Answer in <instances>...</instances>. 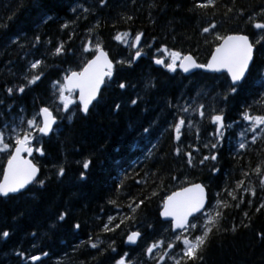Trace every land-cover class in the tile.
I'll list each match as a JSON object with an SVG mask.
<instances>
[{"label":"trees","instance_id":"trees-1","mask_svg":"<svg viewBox=\"0 0 264 264\" xmlns=\"http://www.w3.org/2000/svg\"><path fill=\"white\" fill-rule=\"evenodd\" d=\"M199 2L202 0H106L105 6L99 0H0V130L6 123L17 122L22 109L29 115L54 105L52 83L80 69L94 54L97 42L115 61L112 77L88 114L76 103L67 112L54 109L59 118L56 131L36 142L44 154L34 151L32 155L45 184L34 182L20 193L0 196V233H10L9 237L0 235V264H116L122 256L127 264H156L167 242L178 244L174 236L182 232H175L171 222L162 219L164 199L196 182L206 186L209 204L221 199L240 205L223 210L220 230L210 236L198 264H264V190L260 175L253 171L264 162V134L242 150L235 141L243 124L242 112L264 114V48L257 45L250 72L234 94L228 91L231 80L226 73L197 70L185 75L154 62L167 48L192 53L205 63L220 43L217 34H246L255 40L260 31L248 18L264 21L260 14L264 0H216V6L208 8L197 7ZM65 22H69L66 29L61 27ZM211 24L215 28L204 33ZM120 33H129L124 38L127 43L115 39ZM137 33H143L137 46L142 56L129 65L127 61L137 50L129 45ZM36 36L40 37L38 43ZM16 37L19 39L13 43ZM60 44L64 50L57 55ZM35 60L42 65L30 69ZM40 73L36 84H27L25 76L31 79ZM120 83L126 87L121 89ZM20 85H26L23 93L16 91ZM9 87L14 90L11 94ZM134 99L136 104L131 103ZM116 104L121 107L116 109ZM201 104L204 117L191 110L184 114L193 126L186 124L181 141H176L170 125L178 118L177 106L196 108ZM221 110L225 124L231 127L224 131L217 149L205 148L206 143H216L212 135L216 126L210 117ZM15 114L16 119L12 118ZM177 147L182 149L179 156ZM189 151L194 158L191 166L184 155ZM212 154L217 160L199 163ZM85 160H91L87 170ZM4 166L1 161L0 180ZM60 167L65 169L63 176L58 175ZM242 172L249 175L244 177ZM241 179L245 186L250 182L255 187L256 195L237 189L242 202L233 201L225 189L235 188ZM140 201L143 203L133 212L129 204L135 207ZM62 213H66L64 220L59 219ZM109 216L116 217L110 227L121 219L124 223L104 232ZM77 223L79 229L74 227ZM135 230L141 236L130 246L127 237ZM159 240L165 245L150 258L146 249ZM91 243L98 247L92 248ZM181 247L178 244L168 251L176 256ZM32 256L40 259L33 261ZM161 264L173 262L165 257Z\"/></svg>","mask_w":264,"mask_h":264},{"label":"snow or ice","instance_id":"snow-or-ice-1","mask_svg":"<svg viewBox=\"0 0 264 264\" xmlns=\"http://www.w3.org/2000/svg\"><path fill=\"white\" fill-rule=\"evenodd\" d=\"M99 4L106 6V0H99ZM199 8L215 7L216 0H202L197 5ZM73 12L76 11L75 8L72 9ZM85 12L90 11L89 9H84ZM229 12L232 11L231 8L228 9ZM261 15H264V8L261 9ZM131 20V17H127ZM249 22L252 27L260 31V34L255 40L250 39L248 35L244 34H231L228 36H219L217 34L216 39L222 41L219 43L209 61L206 64L197 63L196 59L191 55H183L178 51H169L167 48L162 49L163 52L167 53L169 57V62H165L163 57L155 58L154 62L157 65H163L171 72H175L177 67L181 68L184 72H189L191 69L201 68L209 69L213 71H219L220 69H226L231 78V84L229 85L228 91L230 93H236L240 84L246 79L250 72V66L254 63V51L257 45L264 48V21L254 20L253 16H249ZM71 23H74L71 22ZM97 27L99 26V21H97ZM62 28H68L69 22H65L61 25ZM215 25L211 24L209 27L203 29L204 33L214 29ZM91 31V30H90ZM129 33H120L115 37L116 40L123 43H127L124 37L128 36ZM143 33H137L135 35L134 41L129 45V47H136L135 55L127 61L129 65L135 60L142 56V51L137 47L140 44ZM19 37H16L12 42L15 43ZM40 37H35V42H39ZM91 47V41L85 45L84 50L87 52ZM64 50L63 44H60L55 49V54H60ZM158 51H161L158 49ZM179 61V63H177ZM41 60H35L30 63V69H38L42 65ZM117 63L123 64L125 61H118ZM114 64L113 61L108 58V53L105 52L99 42L95 44V54L94 58L87 61L84 67L80 71H70L68 75L63 78V83L56 81L54 82V87H57L59 93V101L62 104L63 110L67 112L70 105L75 103L71 98V92L74 89L79 90V106L80 111L84 114H88L90 111V105L93 101L97 100L98 95L101 91V85L105 82V77L111 78L113 75ZM43 73L32 75L31 79L25 76V80L28 85L36 84L37 81L41 79ZM26 85H20L16 91L23 93L25 91ZM119 87L121 89L126 87V84L120 83ZM13 88H7L9 94L13 93ZM69 93L65 95V93ZM264 95V93H262ZM227 99V95L224 97ZM132 104H136L137 100H132ZM120 104H116L115 108L119 109ZM178 107V118L170 125V128L174 131V139L176 141H181L182 129L187 126L191 128L193 126L192 119L186 121L185 115L191 110L193 113H198L201 118L204 117L205 113L203 111L204 105H198L193 108L192 105L177 106ZM37 117L42 119L38 122ZM241 118L243 121L248 122V130L253 132L252 142L255 143L257 140V129H259L261 134H264V114L252 115L250 111L245 110L241 113ZM69 120L72 119L71 116L68 117ZM225 117L223 111L221 110L218 114L211 115L210 122L215 125V132L212 134L216 139V143H206L205 148L217 149L224 139V131L231 127L225 124ZM27 127H22L23 124ZM57 123V117L53 114V111L49 107H41L36 116H33L26 121L24 118L20 119V124L11 128L12 139L6 141L5 131L0 130V152H8L10 149H14L10 152L7 167L4 170L3 179L0 180V196L8 197L11 193H19L22 189H25L27 185L36 182L41 186L45 184V180L39 179L40 168L32 162L31 159H25L22 153L32 154L33 148L30 146L32 141L36 139L34 136L35 132H38L44 136L48 135L53 131V125ZM7 127V125H5ZM19 129V130H18ZM145 132L148 129H144ZM197 135H199V129L197 128ZM241 138L238 143V149H245L247 144L244 142V131L242 130L238 133ZM264 138V135H262ZM199 151V149H196ZM36 152L43 155V148H36ZM182 149L177 147L175 149V154L177 156L181 155ZM187 157V164L193 165V153L191 151L184 153ZM217 160V155L212 154L210 156H204L203 159L199 161L203 164L207 160ZM91 160H85L83 162V168L89 169ZM214 171H219V169H214ZM258 175H260V185L262 190H264V162L258 164L255 169H253ZM65 169L63 167L59 168L58 175L63 176ZM242 176L247 177L248 172H242ZM81 178H84V173H81ZM123 183V182H122ZM122 186V185H121ZM240 189L244 192H248L251 195H256L255 187L250 185L245 186V180L241 179L236 182L235 188L225 189L227 195L231 197V200L236 201L238 199L242 202V197H238L236 190ZM155 195V193H153ZM219 196V194H217ZM109 203L115 204V201H109ZM143 201L135 204H129V207L135 212L136 208L142 204ZM251 203V201H249ZM206 205H208L206 209ZM239 203L231 205L228 202L217 199L215 204H209L205 187L201 184H192L190 187L182 188L179 191L173 192L171 195L165 197L164 207L161 213L164 217H172L171 227L173 230H182L181 234L174 236V241L182 245L180 253L173 256L170 251L174 250L178 246L177 243L167 242L165 246V251L163 254L156 257V264H161L165 261V257L170 259L173 264H198L199 261L203 260V252L207 246V242L214 231L220 230V221L224 216V209L229 207H239ZM261 208H264V203L261 204ZM260 209H257L259 211ZM200 213L201 216H196ZM247 215V213H245ZM66 213H62L59 216L60 220H64ZM191 217V220H190ZM116 217L109 216L108 223L104 224L102 231L110 232L114 231L116 228L120 227V224L124 223L121 219L119 224H115L114 227H110L112 222ZM196 221V222H193ZM75 228L79 229L80 224L74 225ZM235 230V226L233 227ZM198 233V234H197ZM3 237H9L10 233L8 231H3L0 233ZM34 235V234H33ZM141 233L131 232L127 237V242L136 243L137 239L140 237ZM165 245V241L159 240L153 242L146 249V253L151 258L154 254V250L161 248ZM92 248H97V243H91ZM23 255V254H21ZM44 255H48L44 253ZM127 254H125L126 256ZM31 260L37 261L40 259L39 256L30 257ZM116 264H127L124 256L116 261Z\"/></svg>","mask_w":264,"mask_h":264},{"label":"rangeland","instance_id":"rangeland-1","mask_svg":"<svg viewBox=\"0 0 264 264\" xmlns=\"http://www.w3.org/2000/svg\"><path fill=\"white\" fill-rule=\"evenodd\" d=\"M163 55H164V57L165 58H167V61L169 62V57H168V55H167V53H163ZM62 83V82H61ZM69 93H65V95H68ZM53 98H52V101H53V103H60V101H59V98H58V96H59V93H58V90H57V87H56V90H55V93H53ZM71 98L75 101V96H74V93L73 92H71ZM192 105H193V103H192ZM19 112H20V110H19ZM21 113L24 115V113H23V109L21 110ZM29 115L27 116V118H25L26 117V115H24L23 116V118H24V120L26 121L27 119H30V118H32L33 116H36V114H37V111H32V112H29L28 113ZM17 115L18 114H15V115H13L12 116V118H14V119H16V117H17ZM37 121L39 122L40 120L39 119H37ZM19 123H20V121H19ZM18 125V124H17ZM24 125V127L26 128L27 127V125H26V123L25 124H23ZM22 125V126H23ZM244 122H243V124H242V126H239V128H238V131L236 132V136H235V141H240V137L238 136V133H240L242 130L244 131V133H245V131L247 130V128L246 127H244ZM14 126H16V125H14ZM13 126V127H14ZM11 128L12 127H10L8 130H6L5 131V139H6V141L7 140H9V139H12V141H13V143H14V139L12 138V133H11ZM19 130V129H18ZM34 142V140L32 141V143ZM31 143V144H32ZM5 153H7L8 154V152H0V162H1V157L3 156V154H5Z\"/></svg>","mask_w":264,"mask_h":264},{"label":"water","instance_id":"water-1","mask_svg":"<svg viewBox=\"0 0 264 264\" xmlns=\"http://www.w3.org/2000/svg\"><path fill=\"white\" fill-rule=\"evenodd\" d=\"M245 35V34H244ZM222 42V41H221ZM104 50V49H103ZM105 51V50H104ZM94 58V56L91 58V59H93ZM108 58L111 60V58L109 57V55H108ZM211 58V57H210ZM90 59V60H91ZM113 64H114V62H113ZM114 69V68H113ZM181 69V68H180ZM195 69H197V68H195ZM195 69H191L189 72H192V71H194ZM182 70V69H181ZM203 70H205V71H211V72H213V70H209V69H203ZM183 71V70H182ZM223 71H226L227 72V70L226 69H220L219 71H216V72H223ZM184 72V71H183ZM189 72H187V73H189ZM106 78L107 77H105L104 79L106 80ZM105 83V82H104ZM103 86H104V84H102L101 85V90H102V88H103ZM74 90H76L77 92H78V102H79V90L78 89H74ZM73 91V90H72ZM101 92V91H100ZM99 96V95H98ZM98 98V97H97ZM94 102V101H93ZM91 106V105H90ZM54 126V125H53ZM50 134V133H49ZM22 155H23V157L25 158V159H30L29 157H25L24 155V153H22ZM33 162V161H32ZM34 163V162H33ZM7 164V163H6ZM35 164V163H34ZM7 167V165L5 166V168ZM37 167H39V166H37ZM5 170V169H4ZM4 174V173H3ZM2 179H3V177H2ZM1 179V180H2ZM32 184V183H31ZM192 184H201V185H203L204 187H205V185L204 184H202L201 182H196V183H192ZM192 184H189V185H187V186H185V187H183V188H186V187H190ZM30 185V184H29ZM29 185H27L26 186V188L29 186ZM26 188L25 189H22L21 191H23V190H26ZM180 189H182V188H180ZM180 189H178V190H176V191H179ZM20 191V192H21ZM176 191H174V192H176ZM173 193V192H172ZM171 193V194H172ZM205 193H206V197H207V200H208V191H207V188L205 187ZM11 194H14V193H11ZM170 194V195H171ZM164 207V206H163ZM162 211H163V208H162V210H161V213H162ZM161 217L164 219V220H171L172 221V217H164V216H162L161 215ZM191 218V217H190ZM175 230H178V229H175ZM180 230V229H179ZM131 244H133V243H131Z\"/></svg>","mask_w":264,"mask_h":264}]
</instances>
